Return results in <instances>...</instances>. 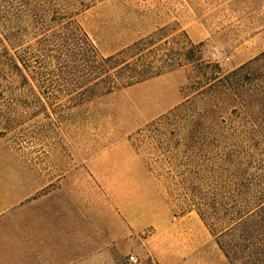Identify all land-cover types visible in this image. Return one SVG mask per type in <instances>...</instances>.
<instances>
[{
    "label": "rangeland",
    "instance_id": "obj_1",
    "mask_svg": "<svg viewBox=\"0 0 264 264\" xmlns=\"http://www.w3.org/2000/svg\"><path fill=\"white\" fill-rule=\"evenodd\" d=\"M76 19L102 56L147 39L149 60L190 44L200 59L90 97L92 82L63 84L74 63L52 54L66 46L46 54L34 34L9 44L0 13V217L63 183L101 216L168 226L165 264H229L199 205L243 206L256 186L264 198V72L241 74L230 93L206 83L264 51V0H102ZM16 258L1 252L0 264Z\"/></svg>",
    "mask_w": 264,
    "mask_h": 264
},
{
    "label": "trees",
    "instance_id": "obj_2",
    "mask_svg": "<svg viewBox=\"0 0 264 264\" xmlns=\"http://www.w3.org/2000/svg\"><path fill=\"white\" fill-rule=\"evenodd\" d=\"M99 1L102 0H0L4 21L2 37L9 44H15L23 36L34 34L46 54L53 53L51 47L54 44L66 46L52 54L74 63L71 65L73 76L63 84L77 88L92 82L90 92L86 94L90 97L109 94L170 72L181 67L183 61L193 63L200 59L191 57L194 45L190 44L186 53L180 48H168L159 58L149 60L144 52V46L151 41L147 39L102 56L76 19L84 9ZM263 63L264 51L227 73L222 74L217 69V74L208 78L206 84L209 87L221 84L230 93L234 89L233 81L241 79V74L264 72ZM84 93L83 90L82 95ZM252 189L255 191L251 192ZM251 190L241 194L243 206L239 204L220 210L205 203L199 205L202 209L198 211L200 218L229 264H264L263 192L258 186Z\"/></svg>",
    "mask_w": 264,
    "mask_h": 264
},
{
    "label": "crops",
    "instance_id": "obj_3",
    "mask_svg": "<svg viewBox=\"0 0 264 264\" xmlns=\"http://www.w3.org/2000/svg\"><path fill=\"white\" fill-rule=\"evenodd\" d=\"M49 186L46 193L28 200V206L0 217V253L16 255V264H116V254L141 250L149 251L153 264H165L161 235L168 226L142 218L117 221L114 215L101 216L99 201L77 198L63 183ZM149 225L154 231L144 235ZM189 245L183 244L180 253H188Z\"/></svg>",
    "mask_w": 264,
    "mask_h": 264
},
{
    "label": "built area",
    "instance_id": "obj_4",
    "mask_svg": "<svg viewBox=\"0 0 264 264\" xmlns=\"http://www.w3.org/2000/svg\"><path fill=\"white\" fill-rule=\"evenodd\" d=\"M127 264H140V262L136 255L129 254L127 256Z\"/></svg>",
    "mask_w": 264,
    "mask_h": 264
}]
</instances>
